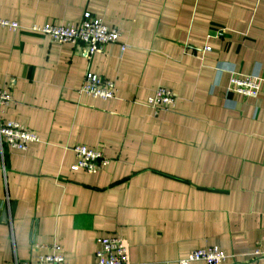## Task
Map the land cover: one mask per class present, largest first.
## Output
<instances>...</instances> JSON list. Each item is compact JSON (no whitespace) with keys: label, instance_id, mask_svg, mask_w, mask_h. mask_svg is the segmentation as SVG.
I'll return each mask as SVG.
<instances>
[{"label":"crops","instance_id":"crops-1","mask_svg":"<svg viewBox=\"0 0 264 264\" xmlns=\"http://www.w3.org/2000/svg\"><path fill=\"white\" fill-rule=\"evenodd\" d=\"M86 13L119 42L89 54L31 31ZM0 20L21 27L0 26V89L13 98L0 119L40 137L24 152L0 144V264H97L112 237L129 264L210 248L225 264H264V0H0ZM87 73L115 98L81 94ZM247 77L257 97L233 90ZM160 88L176 105L156 112ZM77 146L110 163L73 170Z\"/></svg>","mask_w":264,"mask_h":264},{"label":"built area","instance_id":"built-area-1","mask_svg":"<svg viewBox=\"0 0 264 264\" xmlns=\"http://www.w3.org/2000/svg\"><path fill=\"white\" fill-rule=\"evenodd\" d=\"M2 28L18 31L21 27L10 21L0 20ZM31 31L49 36L52 40L59 43H70L89 48V54L101 52L106 46L116 44L120 39V32L109 28L102 20L94 18L90 13H86L81 24L78 26H53L44 27L34 26ZM125 50V48H123ZM206 51H210L207 49ZM232 88L235 92L246 97H257L260 89V80L257 77L233 78L231 80ZM81 94L99 98L102 100H111L116 96V87L113 82L87 73ZM13 98L9 91L0 89V108L9 105ZM176 105V98L172 91L167 88H160L156 95L148 102V106L156 112L168 110ZM40 142V137L32 130L17 122H2L0 119V144L7 145L11 149L18 151H27L29 146ZM78 162L73 167L75 171H85L89 174H96L110 162L105 158L102 152L90 150L84 146H77L73 149ZM100 250L98 251L97 264H129V245L121 238H101L99 240ZM39 244L34 243V251H39ZM57 247L55 246V249ZM256 259H264V245H258L254 253ZM231 259L226 253L218 248L197 250L187 259L182 260L180 264H191L202 262L205 264H225ZM15 264H20L15 262ZM31 264V263H25ZM37 264H68L65 258L58 254H50L37 257Z\"/></svg>","mask_w":264,"mask_h":264},{"label":"water","instance_id":"water-1","mask_svg":"<svg viewBox=\"0 0 264 264\" xmlns=\"http://www.w3.org/2000/svg\"><path fill=\"white\" fill-rule=\"evenodd\" d=\"M86 52H88V53L90 52L89 48L86 49Z\"/></svg>","mask_w":264,"mask_h":264}]
</instances>
